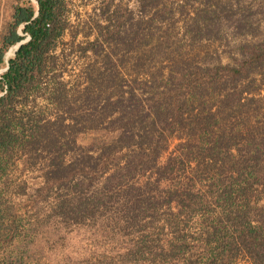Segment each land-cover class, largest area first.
<instances>
[{
  "label": "trees",
  "instance_id": "trees-1",
  "mask_svg": "<svg viewBox=\"0 0 264 264\" xmlns=\"http://www.w3.org/2000/svg\"><path fill=\"white\" fill-rule=\"evenodd\" d=\"M68 8L67 0L16 5L0 36V264H33V229L22 232L23 215L1 187L16 155L42 167L36 204L66 189L52 212L66 222L97 223L112 213L129 235L168 229V245L148 250L154 263L264 264V40L242 46L234 64L181 58L152 71L139 55L127 67L130 50L121 56L97 38L81 52L102 59L69 87L57 54ZM39 98L50 115L49 107L37 110ZM100 131L113 137L78 144ZM173 139L176 150L160 165Z\"/></svg>",
  "mask_w": 264,
  "mask_h": 264
},
{
  "label": "rangeland",
  "instance_id": "rangeland-1",
  "mask_svg": "<svg viewBox=\"0 0 264 264\" xmlns=\"http://www.w3.org/2000/svg\"><path fill=\"white\" fill-rule=\"evenodd\" d=\"M67 1L69 30L59 43L57 54L65 71L63 80L69 87L79 85L88 66L102 59V54L97 58L91 52L87 56L81 52L97 38L104 42L106 50L113 49L121 56L130 50L125 55L127 67L131 68L133 57L139 55L144 67L152 71L167 67L173 61H182L181 58L203 66L234 64L242 59V46L264 40V0ZM28 3L29 0H0V36L12 21L14 7ZM113 33L115 38L105 42ZM15 51V47L11 48L6 59L14 56ZM162 81L159 78L157 83ZM36 103L37 110L49 107L46 111L51 114L53 108L47 101L39 98ZM102 136L107 140L113 137L108 131L89 133L79 136L78 144L86 147L95 139H106ZM178 143L177 139L171 140L169 150L159 160L160 165L166 163ZM77 155L78 152L72 153L67 160ZM41 168L28 158L16 155L1 182V187L5 185L6 203L14 204L23 215L22 232L30 225L33 229L30 232L33 264H157L152 262L148 250L152 249L154 255L160 247L168 245L172 237L168 229L162 232L157 225L129 235L132 230L121 231L112 213L97 218V223L66 222L52 213L57 200L67 194L66 189L54 190L46 202L35 203V190L43 181ZM145 179L140 177L138 182ZM25 183L27 196L20 195ZM259 204L264 206V196ZM196 223L191 224V230L196 231ZM238 264L249 262L241 259Z\"/></svg>",
  "mask_w": 264,
  "mask_h": 264
},
{
  "label": "water",
  "instance_id": "water-1",
  "mask_svg": "<svg viewBox=\"0 0 264 264\" xmlns=\"http://www.w3.org/2000/svg\"><path fill=\"white\" fill-rule=\"evenodd\" d=\"M21 44H19V45H17L15 48H16V50L19 48V46H20Z\"/></svg>",
  "mask_w": 264,
  "mask_h": 264
},
{
  "label": "built area",
  "instance_id": "built-area-1",
  "mask_svg": "<svg viewBox=\"0 0 264 264\" xmlns=\"http://www.w3.org/2000/svg\"><path fill=\"white\" fill-rule=\"evenodd\" d=\"M26 40H29V36L27 37V39Z\"/></svg>",
  "mask_w": 264,
  "mask_h": 264
}]
</instances>
